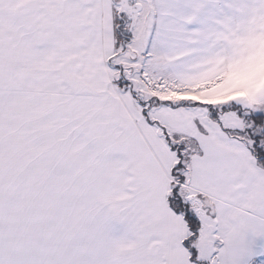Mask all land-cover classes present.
I'll use <instances>...</instances> for the list:
<instances>
[{"label": "snow or ice", "instance_id": "1", "mask_svg": "<svg viewBox=\"0 0 264 264\" xmlns=\"http://www.w3.org/2000/svg\"><path fill=\"white\" fill-rule=\"evenodd\" d=\"M0 264H264V0H0Z\"/></svg>", "mask_w": 264, "mask_h": 264}]
</instances>
